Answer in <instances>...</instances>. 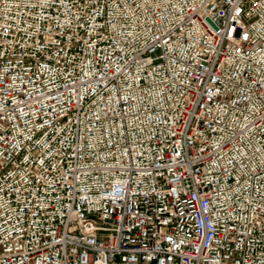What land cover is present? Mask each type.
Instances as JSON below:
<instances>
[{
    "label": "built area",
    "instance_id": "obj_1",
    "mask_svg": "<svg viewBox=\"0 0 264 264\" xmlns=\"http://www.w3.org/2000/svg\"><path fill=\"white\" fill-rule=\"evenodd\" d=\"M0 264H264V0H0Z\"/></svg>",
    "mask_w": 264,
    "mask_h": 264
}]
</instances>
